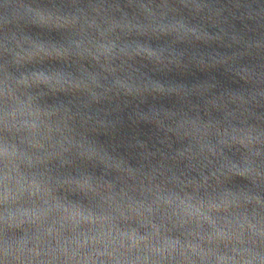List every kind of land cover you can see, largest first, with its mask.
<instances>
[{"label":"clouds","instance_id":"clouds-1","mask_svg":"<svg viewBox=\"0 0 264 264\" xmlns=\"http://www.w3.org/2000/svg\"><path fill=\"white\" fill-rule=\"evenodd\" d=\"M51 3L42 7L14 0L4 5L15 8L11 19H0V264H264V113L255 111L264 107V70L241 64L239 72L225 69L249 89L225 90L203 107L190 105V95L172 85L134 83L135 61L170 65L168 70L218 65L186 64L183 51L180 59H165L150 44H138L133 53L128 42L148 31L130 27V20L121 22L141 18L151 6L161 20L149 29L157 39L222 41L203 24H193L172 0H152L151 5L127 0V7L136 9L132 15L118 2H92L89 13L73 14L54 26L67 34L65 41L70 39L55 53L45 47L48 40L25 30H48L44 10L51 14L60 8L55 0ZM175 3L193 18L221 23L223 10L206 0ZM66 6L80 4L66 0ZM109 7L119 15L109 14ZM233 7L246 8L242 18L264 24V6L256 11L237 0ZM37 10L40 19L33 21L29 14ZM169 16L172 26L165 23ZM228 36L232 44H243L238 61L245 55L264 56V38ZM48 61L60 67H46ZM73 65L76 73L70 70ZM106 79L112 82L107 87ZM61 94L74 97L85 111H73V102H44ZM119 96H175L189 105V111L137 113L163 133L159 143L167 152L152 151L137 140L133 146L141 150L143 163L133 167L92 138L115 125L94 118L90 109ZM213 111L222 118H213ZM173 137L181 147L173 148ZM53 164L70 175H59ZM89 164L102 167L103 174L89 172ZM236 177L247 183L229 186Z\"/></svg>","mask_w":264,"mask_h":264},{"label":"water","instance_id":"water-1","mask_svg":"<svg viewBox=\"0 0 264 264\" xmlns=\"http://www.w3.org/2000/svg\"><path fill=\"white\" fill-rule=\"evenodd\" d=\"M14 0H0V19H11L15 8L4 7L5 4H11ZM26 3H31L33 6L40 5L42 7H51V0H24ZM80 4L79 7L71 8L66 6V0L62 3V0H55L58 7L57 9L44 10V20L48 25V30H42L35 27L25 29L33 35H38L44 40H48L45 45L48 51L55 53L58 47H63L65 43L70 45L69 41L64 40V36L67 35L62 31L55 29V25L71 19L73 14L82 15L89 13L90 8L88 5L92 2L98 5H111L118 2L125 11L132 15L136 12L135 8L127 7V0H77ZM181 14L188 17L193 24H203L206 30L213 35L219 36L222 41H214L209 44L202 42L192 43H175L174 39L170 37H160L157 39L152 36L150 28H155L157 24L161 23L158 10L149 6L141 13V18L132 16L128 18H122L121 22L131 21L130 27L139 25L148 34L144 37L133 39L128 42V50L135 52L138 44H143L145 47L151 45L155 49L157 54L162 55L165 59H180L181 51L185 53L183 59L186 64L193 61L202 60L207 65L216 64V67H199L195 64H189L187 68L176 69L172 68L168 70L170 65H158L154 61L147 62L142 60L135 61V66L139 70L133 77V82L140 85L152 86L156 81H160L166 85H172L179 92L188 93L190 100L187 102L190 105H199L201 107L209 101V99H216L219 93L225 90L233 91H246L249 89L245 81L241 80L238 76H235L232 72L226 71L230 69L232 71L239 72L240 64L244 66H253L258 71L264 70V56L245 55L239 59L236 58V54L242 52L243 44H232L229 40L228 33H234L241 36L244 40H256L264 38V24L257 23L254 20L242 18V14L246 13V8L237 9L233 7V4L237 0H206L214 7L221 8L223 10V17L221 23L217 26H213L206 18L197 16L193 18L187 9L180 8L179 4L172 0ZM242 4L251 5L252 9L259 11L264 6V0H239ZM144 3L151 5L152 0H144ZM159 3V0H156ZM109 14L119 15L113 12L111 7L108 8ZM39 10L31 12L29 14L30 19L38 21L40 19ZM86 18V17H85ZM167 26L173 25V17L169 16L165 22ZM7 28H13L14 25H6ZM221 28L224 31H221ZM56 42L55 44L52 43ZM164 46V47H162ZM46 67H60V64L55 61H48L45 63ZM86 67L91 71H98L93 65L86 64ZM164 69V70H160ZM70 70L73 73L77 72V66L73 65ZM127 79V74H124ZM57 79L61 77L57 76ZM147 78H151L147 79ZM111 80L106 79L103 81L105 87L111 85ZM214 84L213 89L210 85ZM189 86V87H186ZM44 102L47 104H55L63 102L69 104L73 102V111L77 109L85 111L80 108L79 101H75L74 97L68 95H59L58 97L48 96L45 97ZM182 100L181 97L175 96H147L143 100L140 98H133L130 96L113 97L111 100H102L100 103L95 104L90 109L94 118L106 119L114 123L115 127L107 132L99 130L97 133H92V138L99 144L105 147L110 153L116 156H122L131 166L138 167L143 161L140 156V149L134 147L136 141L144 142L148 149L156 151L162 149L167 152L168 149L163 144L159 143V138L163 136L153 123H148L137 118V113H147L152 116L154 113H148L152 108H163L169 111H189V105ZM258 113H264V107H258L255 109ZM190 114L195 115V112ZM201 116H204L201 111ZM212 117L215 119L222 118V113L212 112ZM207 118V117H204ZM174 122V121H173ZM173 140V148L181 147V142ZM23 147V146H21ZM36 155L43 156V153H36ZM229 155H233L229 153ZM233 158H238V154ZM87 170L94 173L97 176L103 174V169L100 166L93 167L87 165ZM181 167H183L181 165ZM53 169L57 171L59 175L68 177L70 175L68 170H59L57 165L53 164ZM41 173L43 169H39ZM75 173V169H72ZM111 179V175L106 177ZM247 182L240 177L233 178L229 186L240 187Z\"/></svg>","mask_w":264,"mask_h":264}]
</instances>
